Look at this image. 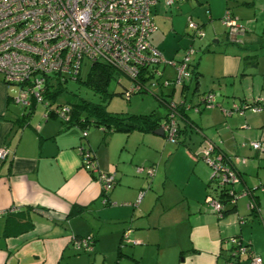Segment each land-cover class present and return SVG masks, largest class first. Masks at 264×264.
<instances>
[{
  "label": "crops",
  "instance_id": "crops-1",
  "mask_svg": "<svg viewBox=\"0 0 264 264\" xmlns=\"http://www.w3.org/2000/svg\"><path fill=\"white\" fill-rule=\"evenodd\" d=\"M227 9L242 26L236 41H230L221 21ZM193 17L214 43L223 38L233 45L211 49L205 43L192 58L197 79L185 96L191 93L196 99L210 90L221 95L216 106L189 117L193 126L186 125L174 149L172 142L151 138L158 136L154 132H87L83 137L81 127L63 122L53 105L48 112L40 103L18 105L17 86L0 75V148L8 150L0 158V264H69L77 253L73 238L86 236L94 238L93 251L100 253L101 238H111L117 251L123 242L138 245L136 252H154L156 259L170 248L168 261L158 264H227L226 240L237 237L264 264V193L254 191L252 208L250 197L239 195L235 204H223L216 212L212 201L223 199L220 187L211 182V168L199 156L210 146L223 154L239 173L236 192L255 190L264 182V103L243 116L223 113L232 103L264 98V0H186L171 7L158 0L150 40L166 60L179 61L192 46L184 26ZM163 73L173 78L174 67L166 64ZM256 141L259 150L250 145ZM204 143L208 145L202 148ZM81 148L94 152L100 171L114 173L107 195L83 166ZM138 166L152 167L154 174H138ZM182 226L188 229L183 242L176 235ZM104 254L101 264L115 261Z\"/></svg>",
  "mask_w": 264,
  "mask_h": 264
},
{
  "label": "built area",
  "instance_id": "built-area-1",
  "mask_svg": "<svg viewBox=\"0 0 264 264\" xmlns=\"http://www.w3.org/2000/svg\"><path fill=\"white\" fill-rule=\"evenodd\" d=\"M186 0H163L166 7ZM158 0H0V75L4 82L17 86L14 101L24 108L34 104H43L48 112L47 81L49 76L56 77L52 82H66L75 79L81 66L86 62H102L113 67L120 76L130 81L129 87L123 88V97L127 100L135 94L149 93L151 88L158 90L156 98L163 90L172 87L174 91L192 81L191 56L193 46L186 48L183 57L177 61L166 60L160 50L151 43V34L155 30L153 8ZM230 41H236L242 26L237 16L228 9L221 18ZM187 26L195 37H203L202 27L188 19ZM170 64L175 75L164 77L163 67ZM216 91L207 92L199 97L195 106L186 103L184 97L178 101L171 98L168 112L159 128L169 142H177V129L180 126V106L186 110L199 112L216 106ZM264 103V98L249 102L232 103L224 109L225 115L244 112H257ZM53 110L65 123L70 120V106L55 104ZM87 128L82 130L86 137ZM251 147L259 150L261 144L252 142ZM8 150L0 148V158L7 156ZM91 150L81 148L83 166L94 174L101 185L102 193L107 195L114 187V173L99 170L96 161H91ZM199 156L211 168V180L226 186L230 204H235L237 197H250L249 208L254 205V191L264 193V182L255 190L245 189L236 192L240 183L236 168L228 165L223 154L215 152L213 147L203 148ZM154 168L138 166V174L152 176ZM212 201V198L208 199ZM105 201V199H104ZM214 210L221 212L220 201H212ZM125 237V238H124ZM123 240L126 239L125 234ZM76 252H88L93 249L90 236L76 237L72 240ZM227 264H238L242 256L244 264H262L260 256L251 251L250 246L237 237L226 240Z\"/></svg>",
  "mask_w": 264,
  "mask_h": 264
},
{
  "label": "rangeland",
  "instance_id": "rangeland-1",
  "mask_svg": "<svg viewBox=\"0 0 264 264\" xmlns=\"http://www.w3.org/2000/svg\"><path fill=\"white\" fill-rule=\"evenodd\" d=\"M201 19V18H199ZM192 21H197L198 23H200V21H198V19L196 17L192 18ZM184 30L187 33L186 38H188L189 40V44H192L193 48L196 50V52L191 56V59L193 58V61L197 59L198 57V53L200 51L203 50V48H201L205 43L208 44V47H210L211 49L214 48H221L222 45L226 44V45H233L230 42H225V40H223V38H220L218 43H214L213 40L214 38L211 37L212 35H210L208 33V31H206V29L203 28V32L206 35L205 38L201 37H195L193 35V30L190 29L187 25L184 26ZM160 31V30H159ZM158 33L156 34L157 37ZM176 34L173 33V38ZM159 36V35H158ZM170 39L168 38V42H169V49H170V54L173 52V45H174V41L172 42ZM189 44H187L186 46H188ZM185 46V47H186ZM186 50V49H185ZM182 54V57L184 55V52ZM195 55V56H194ZM181 57V58H182ZM90 61H86L80 69L79 74L76 76L75 79H69L66 82L63 83V87L65 88V91H63L57 98L56 103L57 104H68V103H79L82 101H90V102H96V103H104L106 104L107 107V111L112 112V113H149L151 112V110H155L156 113L158 115H163L165 112V107L163 106V104H161L155 95L158 94V90H156L155 88H151L149 91V93H141V94H135L133 96H131V98L129 100H127L125 97H123L122 94V86L124 87H129L130 86V81L125 77V76H120L121 78V82H122V86L120 84L117 83L116 80H113L109 87H108V92L112 93L113 95L111 96L108 104L107 102H103V100L101 99L100 95L94 93L93 91H91V89L87 88L83 83H80V80H84L85 76L89 70L90 67ZM79 79V80H77ZM194 86V82H192L191 87L189 88L190 91L192 90ZM172 90V87H168L166 89L163 90V94L165 95H169L170 91ZM189 91V92H190ZM217 95V99L220 97L221 94H219L220 92L216 90ZM175 94V95H174ZM172 97H167L165 96L168 100L170 98H173L174 101H178L180 99V97L178 96L179 91L176 90L174 92ZM191 93L187 94L186 97V103H188L191 99ZM197 98V97H196ZM192 103H195L196 99H191ZM187 114L189 117L193 118L194 116H196V113L194 112L193 109H190L187 111ZM102 128H97L95 126H93L92 124H89V127L87 128V132H89V134H104L102 131ZM111 134V133H109ZM108 134V135H109ZM135 135H131V140L135 141V137L133 136H137V133H134ZM115 136H120L121 138H124L126 135L124 134H119L116 133ZM151 138H159V140L162 141V144H171L169 143V141H167L165 139V137L163 136H153L150 135ZM117 138V137H116ZM183 135L181 136L180 140H183ZM193 139H198L197 136H193ZM187 139V138H185ZM168 142V143H167ZM175 144H177V142H173L172 146L174 149ZM208 145V143H204L202 148ZM201 148V149H202ZM146 149L142 148V151H145ZM167 151V150H166ZM138 152L140 153V149L138 150ZM146 152V151H145ZM166 157V155L164 156V158ZM163 158V159H164ZM163 168V163L160 165L159 170L161 171ZM257 194H260L257 191ZM188 229L187 226H182L179 227L177 230V238L179 240H181L182 242L186 240V235H187ZM98 246L103 249V251L98 252V251H93V249L91 251L88 252H80V253H75L72 255V259L70 260L69 264H101L102 262V255L104 254L106 257H109L111 259H113L114 257L116 258V260H118L117 264H137L136 261H139L140 264H158L162 261V259L165 262L168 261L169 255H170V248H164V254L163 256H161V254L159 255L160 259H156L157 254L152 252V253H148V252H136L135 248L138 247V245H132V244H128V243H122L121 247L119 248L120 250V254L118 256V251L116 248V244L114 243L113 240H111V238H101V240L98 241ZM118 247V246H117ZM153 250V249H152ZM115 261L113 260V262H109V264H115ZM65 264V263H63ZM68 264V263H66Z\"/></svg>",
  "mask_w": 264,
  "mask_h": 264
},
{
  "label": "trees",
  "instance_id": "trees-1",
  "mask_svg": "<svg viewBox=\"0 0 264 264\" xmlns=\"http://www.w3.org/2000/svg\"><path fill=\"white\" fill-rule=\"evenodd\" d=\"M192 81L195 82L197 79V72L195 70V65L192 64ZM119 76V73L111 66L102 63V62H92L90 64L89 70L85 76L84 80H80V83H83L87 88L91 89L94 93L100 95L103 102H109L112 93L108 92V87L110 83L113 80L117 81V78ZM52 79L55 80L56 77L49 76V80L47 81V96L46 98L49 100V105H53L54 107L57 106L55 104L58 96L65 91V88L63 87L64 82H52ZM79 80V79H77ZM67 81V80H66ZM190 82V84L192 83ZM190 84H186L183 87H181L179 90L180 94H182V97L186 99V96L184 94L185 89H188ZM122 86V83H121ZM124 88V86H122ZM214 90H210L207 92H213ZM174 90L172 89L170 91L169 95H165L163 93H160V96L157 98V100L163 104L166 107V113L165 115L159 116L155 110H152L149 113H112L107 111L106 104L104 103H96V102H90V101H82L79 103H68L70 106V120L68 123L78 125L81 127V129H86L89 127V124H92L93 126L97 128H102V131L104 133V136H107L109 133L113 132H123V133H129L131 131L137 130L140 132H154L157 130L162 123V121L166 118L167 112H168V102L171 99H167V97H172L174 94ZM201 93L198 94L195 103H192V106H195L199 100V97H201L203 94L207 93ZM123 94V90L122 93ZM190 103L192 100L190 99ZM218 104V101L216 105ZM190 110V109H189ZM203 109H200L202 111ZM186 109L180 106L179 108V115L181 122L179 123L180 126L177 129V142L180 141L181 133H183L186 130V125L193 126L191 120L189 119V116L187 114ZM195 112V113H199ZM195 127V126H194ZM196 131L197 128L195 127ZM92 154L90 156L91 161H95V154L93 151H91ZM212 183H215L218 185L216 181L211 180ZM220 187V196L223 198L220 200V202L223 204H228L229 206H232L233 204H230V198L229 195L226 193V186L225 185H218ZM236 191V190H235ZM224 206V205H223ZM78 210H81V208H78ZM224 212V211H223ZM92 238V237H91ZM94 242V238H92ZM121 244V242H120ZM120 254V250H118V256Z\"/></svg>",
  "mask_w": 264,
  "mask_h": 264
},
{
  "label": "water",
  "instance_id": "water-1",
  "mask_svg": "<svg viewBox=\"0 0 264 264\" xmlns=\"http://www.w3.org/2000/svg\"><path fill=\"white\" fill-rule=\"evenodd\" d=\"M155 134H158V135H163V132L160 128H158L157 130L154 131Z\"/></svg>",
  "mask_w": 264,
  "mask_h": 264
}]
</instances>
